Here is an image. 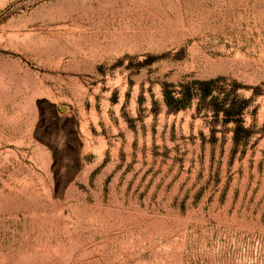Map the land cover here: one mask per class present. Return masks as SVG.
I'll use <instances>...</instances> for the list:
<instances>
[{"label":"rangeland","instance_id":"1","mask_svg":"<svg viewBox=\"0 0 264 264\" xmlns=\"http://www.w3.org/2000/svg\"><path fill=\"white\" fill-rule=\"evenodd\" d=\"M0 264H264V0H0Z\"/></svg>","mask_w":264,"mask_h":264},{"label":"trees","instance_id":"2","mask_svg":"<svg viewBox=\"0 0 264 264\" xmlns=\"http://www.w3.org/2000/svg\"><path fill=\"white\" fill-rule=\"evenodd\" d=\"M163 100L167 113H178L196 105V112L211 111L223 124H233V142L240 146L247 142L252 131L245 126L244 113L251 100L241 96L238 82L227 83L224 77L193 79L178 84L163 82ZM154 106L156 102H153ZM77 124V122H75ZM58 184V182H57Z\"/></svg>","mask_w":264,"mask_h":264},{"label":"water","instance_id":"3","mask_svg":"<svg viewBox=\"0 0 264 264\" xmlns=\"http://www.w3.org/2000/svg\"><path fill=\"white\" fill-rule=\"evenodd\" d=\"M61 109H62V110H65V109H66V106H62Z\"/></svg>","mask_w":264,"mask_h":264}]
</instances>
